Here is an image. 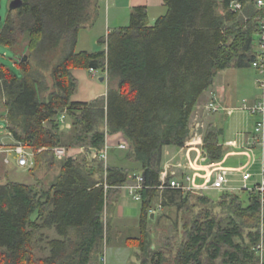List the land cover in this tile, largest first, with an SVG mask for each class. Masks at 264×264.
I'll list each match as a JSON object with an SVG mask.
<instances>
[{
  "label": "trees",
  "instance_id": "1",
  "mask_svg": "<svg viewBox=\"0 0 264 264\" xmlns=\"http://www.w3.org/2000/svg\"><path fill=\"white\" fill-rule=\"evenodd\" d=\"M23 1L0 32V45L15 51L26 35L29 55L15 51L21 79L0 64V104L14 141L33 153L28 172L36 178L56 166L60 172L52 182L37 178L31 185L0 180V264H104L107 213L139 176L145 186L140 233L123 244L137 249L138 264H260L264 229L257 194L227 191L214 201L204 191L158 189L164 148L185 146L193 112L217 75L253 68L264 17L258 0H164L167 13L153 25L146 7H134L129 25L109 31L99 40L107 51L98 52L76 47L80 31L95 25L100 0ZM75 69L101 72L107 96L74 102ZM115 136L122 141L110 145L113 163L86 156L58 163L52 152L58 146L103 152ZM222 136L220 128L206 130L208 163L223 160ZM123 142L124 150L118 148ZM194 199L206 207L192 215ZM157 204L182 211L178 248L168 237H158L162 247H153ZM42 246L49 254L39 258Z\"/></svg>",
  "mask_w": 264,
  "mask_h": 264
},
{
  "label": "crops",
  "instance_id": "2",
  "mask_svg": "<svg viewBox=\"0 0 264 264\" xmlns=\"http://www.w3.org/2000/svg\"><path fill=\"white\" fill-rule=\"evenodd\" d=\"M103 6H105L106 9L105 14L102 13ZM139 6L147 8L151 25H153L159 17L167 13V11L165 13L167 7L165 6L164 0H100L98 19L94 26L80 31L76 51H107V45L100 46V50H86L84 47L87 46V42L85 41L87 37L84 34H86V32H91L95 36V41H97L95 47H99V40L107 37L109 31L115 28L125 27V24L130 22L131 10ZM111 9L112 12L110 13ZM72 73L78 81V90L72 98L74 102L90 103L107 96L109 88L108 83H100L98 80L100 77L97 75L94 76L90 70L75 69ZM256 78L257 71L251 67L245 69L230 68L220 72L215 79L214 85L203 94L193 112L190 120V137L185 146L182 148H164V170L170 169L172 174L177 173L176 176H180L184 173L190 175L199 173L201 176H204L208 173V165L211 164L208 163L204 155L203 139L206 130L211 126L223 130L221 143L226 149V154L223 160L219 162L220 166L232 170L239 169L243 165H246L248 163L247 151L252 147L251 145L256 137V126L252 132H246V126H249L250 123L248 120H244L243 116L245 112H248L244 109V106H254L261 100V92L257 87ZM216 97L221 101L222 110L218 113H212L207 109V106ZM251 114L252 113H250V116L256 115L260 117L256 122L257 125L261 120V116L259 114ZM228 132L232 136H228ZM12 140L13 145H6L0 142V180H6L7 178L11 180V171L9 167L12 164H14L13 168L16 170H23V168L31 167L32 158L30 159L29 166L21 167L19 165V157L14 152V148L18 143H16L13 138ZM119 141H122V139L116 140L115 136L110 139V144L115 145ZM256 147H258V145ZM261 150L262 157L260 163H262V158H264V149L261 148ZM72 153H76V155L72 157L73 159H78L79 155L84 156L81 149L72 150ZM200 155L202 158H200ZM9 156L13 157L12 160L14 163L9 159ZM234 159H236V162ZM256 163H258L257 158L252 166ZM252 166H250V168ZM13 168L12 170H14ZM258 176H260V174ZM228 179L229 183L227 184L226 191L239 193L246 198V194L241 192L243 190L241 173H232L228 176ZM197 182L202 184L203 179L198 178ZM251 182L252 180L250 183Z\"/></svg>",
  "mask_w": 264,
  "mask_h": 264
},
{
  "label": "rangeland",
  "instance_id": "3",
  "mask_svg": "<svg viewBox=\"0 0 264 264\" xmlns=\"http://www.w3.org/2000/svg\"><path fill=\"white\" fill-rule=\"evenodd\" d=\"M11 2L12 0H1L0 32L3 30L8 17H10L11 15L13 17H16L17 15L16 11H12L10 9ZM102 11H103L102 13L104 14L106 13L105 6L102 7ZM166 11L167 9L165 10V13ZM111 12H112V9L110 13ZM128 24L129 23H126L125 26ZM84 35L87 37V39L85 40L87 42V46L84 47L86 50L94 51V50L101 49L100 46L95 47V45L97 44V41H95V36L91 32H86V34ZM258 40H259V37L256 38L257 44H258ZM28 42L29 41L27 39V36L22 35L19 39V43L15 51L19 55H29V52L26 49ZM15 51L10 47L0 45V64L6 66V68H8L14 75H16L18 78L21 79L23 77V73L17 64V54ZM58 54H59V51H56L54 57H56V55ZM96 75L99 77H104L101 72L97 73ZM99 79L100 78H98V80ZM49 82H51V80H49ZM105 82H107V79L104 81V83ZM2 107H3L2 104H0V142L6 145H13V140L7 129V121L5 119V116H6L5 110ZM243 117H244V120H248L250 123L249 126L248 125L246 126L247 128L246 132H252L254 130V127L255 126L257 127L256 122L258 118L260 117L256 115L250 116L249 112H245ZM228 136H232V135L228 132ZM69 150L71 154H69L66 159L57 160L58 163L64 160H67L68 158L74 157L76 155V153H72V150H75V149H69ZM254 155L256 156L258 163H256L254 166H252L249 169V172L254 175V178L252 179V182L249 183V185L255 184L260 181V176H258L261 172V166H262V164L260 163V159L262 157V150L260 146L254 149ZM84 157L85 156L83 155H79L78 159H84ZM9 159L13 161L12 160L13 157L9 156ZM111 160L112 159L109 156L108 157L109 163L113 162ZM234 161L236 162V159H234ZM12 163H14V161ZM13 167H14V164H12L9 167L11 171V174H10L11 180L16 181V182H21L27 185L36 183L37 178L47 182V177H48V181L52 182L53 180L56 179L57 175L60 172L58 166H56L54 170H51L49 172H46V170L39 172L36 178V177H33L28 172L29 170L28 167L23 168V170L21 169L16 170ZM12 168L14 170H12ZM225 192L227 191H217V190L204 191V193L208 195V197L212 198L214 201H218L220 196H222ZM158 202L159 203L161 202V197H159ZM247 202L248 201L245 200V205L247 204ZM191 205H194V208L192 209V215L193 214L195 215L196 213H200L201 209H204L206 207L204 204H199L196 201V199L191 200ZM141 207H142L141 201L135 200L133 196L130 195L128 190H123L119 202L110 208L109 213H107V218H106L107 225H108L107 228H108V232L110 236L109 243H106L105 248H104L105 256H106V264H135L137 263L138 261L137 256H136L137 249L133 247H128V246L125 247L123 244L127 238L139 236V233H140L139 220H140V214H141ZM158 210L159 211L157 213L158 214L157 218L152 223H150L151 225L150 227L153 228L152 230L153 240H154L153 247L154 248L156 247L158 249L162 247V241L158 239V237L161 236L162 240L165 239V237L173 239V246L175 248H178L183 239V231H182L181 224H180V218L183 215L182 211L178 212L176 208H168V207H163V209L161 210L159 209V205H158ZM214 212L217 215L223 214V211L220 208H216ZM261 219H262L261 229L263 231L264 220L262 217V212H261ZM45 233L51 238L56 237L54 232L47 231ZM44 247H45L44 251L40 249L36 251L37 257L39 258L45 257L49 254L46 246ZM44 247L42 246V249H44Z\"/></svg>",
  "mask_w": 264,
  "mask_h": 264
},
{
  "label": "built area",
  "instance_id": "4",
  "mask_svg": "<svg viewBox=\"0 0 264 264\" xmlns=\"http://www.w3.org/2000/svg\"><path fill=\"white\" fill-rule=\"evenodd\" d=\"M110 1V0H106ZM257 6L259 8L264 9V0H258ZM235 9H241L240 4L234 5ZM261 32L258 40V55L256 60L253 62L252 67L257 71V79L256 84L261 92V100L258 104L254 106H244V109L252 114H259L261 116V120L257 123L256 127V137L254 138V142L252 143V147L247 151L248 163L243 165L239 169H228L220 166L219 163H210L208 165L209 172L204 176H201L199 173H195L193 175L184 173L180 176H176L177 173H171V170H164L161 174V184L158 187L159 191L163 192L169 189L180 190V191H209V190H217V191H226L227 184L229 183L228 176L232 173H241L242 175V183L243 190H247L250 193L257 194L260 197L261 201V212L264 220V158H262V166L260 172V181L256 184L249 185L250 181L253 179V174L249 172L250 166H252L255 161L254 149L258 145L262 149H264V17L260 21ZM94 75L97 74L98 71L90 70ZM219 98H214L212 102L207 106V109L212 113H218L222 110V106ZM62 128H69L70 125L66 122L65 116L61 117ZM106 145V148L103 152H99L95 149H90L88 151L82 150L84 156L89 160H93L96 158H100L104 160L106 163L108 162L109 157V148L111 147ZM118 148L124 150L127 148L126 143H122L118 145ZM45 149L40 150L43 151ZM14 152L19 157V165L21 167L29 166L30 159L33 156V153L29 151V149L22 143H18ZM52 152L57 160H63L68 157L70 150L63 146H58L52 149ZM200 158L202 156L200 155ZM202 160V159H201ZM171 173L172 176L169 177L168 174ZM198 178L203 179V183L199 184L197 182ZM145 188L144 180L142 176H139L132 183L126 184L123 189L129 191L130 195L137 201H141L140 192ZM162 207L159 206V209ZM264 223V222H263ZM258 254L260 256V264H264L263 252H264V239L257 247ZM104 264H106V256L104 258Z\"/></svg>",
  "mask_w": 264,
  "mask_h": 264
},
{
  "label": "water",
  "instance_id": "5",
  "mask_svg": "<svg viewBox=\"0 0 264 264\" xmlns=\"http://www.w3.org/2000/svg\"><path fill=\"white\" fill-rule=\"evenodd\" d=\"M23 3H24L23 0H12V2L10 3V9H11L12 11H17V10L23 5ZM0 10H1V0H0ZM0 21H1V16H0ZM105 80H106L105 77H100V79H99V81L102 82V83H103ZM168 176L171 177L172 174L169 173ZM151 218H152V220L155 219V213H152ZM152 230H153V228L150 227V232H151V233L153 232ZM159 238L161 239V236H159Z\"/></svg>",
  "mask_w": 264,
  "mask_h": 264
}]
</instances>
